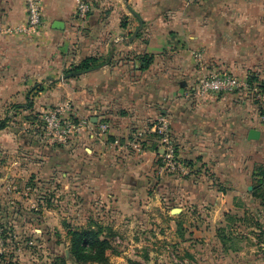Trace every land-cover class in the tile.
<instances>
[{
	"label": "crops",
	"instance_id": "0c3cea01",
	"mask_svg": "<svg viewBox=\"0 0 264 264\" xmlns=\"http://www.w3.org/2000/svg\"><path fill=\"white\" fill-rule=\"evenodd\" d=\"M39 1L43 23L34 30L27 28L26 0H0V68L55 75L53 101L73 104L72 113L85 121L63 160L76 189L86 187L103 211L125 218L132 211L140 212L132 218L148 216L169 198L170 231L196 209L205 218H187L189 232L204 236L227 214L245 218L240 190L264 167L259 104L248 94L195 92L197 78L210 70L229 69L241 78L264 71L254 62L264 65V0H87L92 9L85 19L77 17V0ZM142 53L155 56L145 71L136 58ZM89 55L109 62L64 76ZM160 116L169 120L191 173H166L152 141L135 145L136 133L152 132ZM253 128L259 139L249 138ZM256 246V262L264 264V240ZM247 247L229 250L242 256Z\"/></svg>",
	"mask_w": 264,
	"mask_h": 264
},
{
	"label": "rangeland",
	"instance_id": "374dc122",
	"mask_svg": "<svg viewBox=\"0 0 264 264\" xmlns=\"http://www.w3.org/2000/svg\"><path fill=\"white\" fill-rule=\"evenodd\" d=\"M254 62L264 68L261 60ZM38 70L41 68H0V119L11 118L8 127L0 129V264L12 260L17 264H53L59 257L65 258V264H261L255 259L261 250L256 243L264 240V233L255 230L256 219L252 220L264 216V205L250 193V187L259 184L261 162L255 164L257 172L240 190L245 218L228 221L225 216L216 231L206 236L189 232L188 217L176 231H170L169 198L165 197L161 207L154 206L156 214L147 210L148 216L142 218H132L140 213L133 211L126 218L112 215L103 211L101 199H91L86 187L77 190L70 180L63 165V160L68 161L70 138L55 135L44 116L65 107L69 109L62 116L81 119L72 113L73 104L53 101L55 75L41 77L44 74L38 75ZM252 73L256 80H264V71ZM29 96L33 107L13 108L28 103ZM261 189L264 194V187ZM197 210L188 219L197 221V215L204 219ZM86 228L98 231L99 241L83 239L78 232ZM230 234L235 239L224 243L222 238ZM82 240L87 258L77 261L72 245ZM245 244L248 247L243 248L242 256L226 248ZM98 249L103 255L97 254Z\"/></svg>",
	"mask_w": 264,
	"mask_h": 264
},
{
	"label": "built area",
	"instance_id": "2783aa9c",
	"mask_svg": "<svg viewBox=\"0 0 264 264\" xmlns=\"http://www.w3.org/2000/svg\"><path fill=\"white\" fill-rule=\"evenodd\" d=\"M29 29H39L43 23L42 7L39 0H26ZM91 11V5L87 0H77L76 14L78 18L85 19ZM198 57L202 56L201 51L195 52ZM221 93L248 94V96L259 104L261 120L264 123V80L250 82L248 78H241L230 70H214L204 75L197 84L195 96H205ZM65 106H69L67 103ZM65 109L61 108L44 116L47 127L60 139H68L85 127V121H77L61 114ZM106 131L108 124L101 125ZM158 135L159 153L161 168L164 172L191 173L189 164L179 155L176 147V140L171 129L169 120L160 116L154 122L151 129ZM144 131H138L134 137L135 145L143 148Z\"/></svg>",
	"mask_w": 264,
	"mask_h": 264
},
{
	"label": "trees",
	"instance_id": "16d2710c",
	"mask_svg": "<svg viewBox=\"0 0 264 264\" xmlns=\"http://www.w3.org/2000/svg\"><path fill=\"white\" fill-rule=\"evenodd\" d=\"M91 9H92V6H91ZM136 58L140 63L139 64L140 66L138 69L141 71H145L148 68H150V66L154 63L155 56L153 54H149V53H142V54H139ZM108 62H109V58L104 57L102 55H89V56H86L85 58H83L78 63L71 64L70 67L64 72V76L66 78L78 77V76H80L84 73H87L89 71L101 68L105 64H107ZM216 70H229V69H216ZM212 71H214V70H210V71L205 72V74H201L200 78H197V84L204 75H206ZM248 80L250 82H254L256 80L254 73L249 74ZM256 81H258V80H256ZM33 106H34L33 98L29 96V102L28 103L15 104V105H13V108L21 109V108H31ZM10 119L11 118L9 116L6 118L0 119V129H5L6 127H8ZM76 135H74L70 138V142L73 139H75ZM148 141H152L154 149H156V151L159 153L160 148L158 145V135L154 132L145 131L144 140L142 141V143L146 144ZM158 163L161 165V158H159V156H158ZM258 175L261 177V178L260 177L258 178L259 184L253 186V190H252L251 194L261 198L262 204L264 205V197H263L264 194L261 192L262 191L261 188L264 187V168L260 167V171H259ZM243 219L244 218L237 217L233 214H227V220L228 221H230V220H243ZM254 219H256V222H254L253 225L257 226L259 229H261V233H264V226L262 225L263 222L259 218H255V217L253 218L252 221H254ZM78 233L83 237V239H85L87 237H89L90 239H97L96 237L98 235V231H95L93 228H89V229L86 228V229H84ZM259 236H261V235L259 234ZM233 239H235V238L232 236V234H230L229 236H226V237L224 236L222 238V241L224 243H226V241H231ZM97 241H99V240L97 239ZM82 243H83V240L81 242H78V243H75L72 245V253L75 256V258L77 259V261H80V259H82V258H87V253L85 252V250H84L85 248L83 247ZM100 244H104V242L101 241ZM236 247H238V246L229 245L226 248L227 249H230V248L237 249ZM97 254L103 255V251L98 249ZM58 262L65 264V258L59 257L57 260L54 261L53 264H58ZM10 264H17V263L13 262V260H12V262H10Z\"/></svg>",
	"mask_w": 264,
	"mask_h": 264
},
{
	"label": "water",
	"instance_id": "95a60500",
	"mask_svg": "<svg viewBox=\"0 0 264 264\" xmlns=\"http://www.w3.org/2000/svg\"><path fill=\"white\" fill-rule=\"evenodd\" d=\"M60 23L58 22L55 24V27H60ZM261 136V131L259 129L253 128L249 132V138L250 139H259ZM178 211V209H176Z\"/></svg>",
	"mask_w": 264,
	"mask_h": 264
}]
</instances>
